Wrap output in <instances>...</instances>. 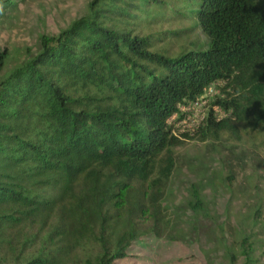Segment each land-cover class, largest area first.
Listing matches in <instances>:
<instances>
[{"label":"trees","instance_id":"1","mask_svg":"<svg viewBox=\"0 0 264 264\" xmlns=\"http://www.w3.org/2000/svg\"><path fill=\"white\" fill-rule=\"evenodd\" d=\"M16 9L15 0H0V20ZM169 12L192 25L142 29ZM195 30L193 48L173 51L166 42L167 34ZM6 57L0 49V71ZM210 85L217 93L194 131L167 121L181 120L178 106ZM263 133L264 0H90L84 14L41 35L38 51L0 77V241L16 240L21 253L40 246L14 264H79V249L80 264H116L169 220L161 201L176 147ZM229 147L221 184L250 187V218L260 220L264 148L237 156ZM190 196L189 208L205 211L197 185ZM26 222L37 228L32 237L23 233ZM254 245L241 237L242 264H257Z\"/></svg>","mask_w":264,"mask_h":264},{"label":"rangeland","instance_id":"2","mask_svg":"<svg viewBox=\"0 0 264 264\" xmlns=\"http://www.w3.org/2000/svg\"><path fill=\"white\" fill-rule=\"evenodd\" d=\"M15 1L17 9L8 11L0 20V49L7 52L0 77L38 51L41 35H56L74 18L84 14L90 0ZM176 7L179 9L181 6ZM156 15L157 11H151L147 16ZM143 25L142 29L148 32L173 31L190 27L192 21L184 17L176 18L169 12L165 20ZM198 34L197 30L179 38L167 34L166 42L175 44L173 51L177 50L179 44L193 48ZM173 117L170 116L167 121L172 122ZM196 124L187 121L183 123V130L192 131ZM222 139V146L217 142L188 140L174 149L175 164L166 180L165 195L161 201L162 206L167 208L169 220L163 221L157 234L134 242L128 256L116 264H242L239 242L243 235H249L250 240L255 242L254 258L257 264H264V210L260 220L250 218L254 202L250 187L246 190V185L238 182L230 191L221 184V164L226 147L233 146L229 150L235 151L237 156L252 148L263 153L264 133L255 138H243L239 142L227 136ZM260 168L262 172L263 166ZM192 185L201 189L205 211L197 213L189 208ZM263 187L264 181L261 183ZM27 223L23 224L28 226H25L23 233L31 236L30 233L36 232L37 228L29 230ZM5 240L0 241V264H14L18 254L29 257L37 254L40 247L37 244L27 249L28 253H21L16 240L11 244ZM81 248L87 249V246ZM82 253L80 249L75 252V260L79 264L84 261ZM231 257H235L233 261Z\"/></svg>","mask_w":264,"mask_h":264},{"label":"built area","instance_id":"3","mask_svg":"<svg viewBox=\"0 0 264 264\" xmlns=\"http://www.w3.org/2000/svg\"><path fill=\"white\" fill-rule=\"evenodd\" d=\"M217 93V90L215 89L214 85H210L204 95L194 99L193 101H189L187 104H182L178 106V110L183 114V117L181 120L175 121L177 118V115H173L175 119L172 120L174 122L175 128H177L180 132L183 131H189L192 132L194 131L197 126L201 123V121L205 117V111L207 109V104L209 102V98L213 97ZM215 111V114L217 115L218 118H222L224 116L223 112L219 110L218 107H214L213 109ZM191 117V121L188 120V118ZM197 122L195 127L193 128L192 131L189 129L183 130V123L186 122Z\"/></svg>","mask_w":264,"mask_h":264}]
</instances>
